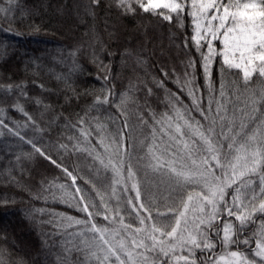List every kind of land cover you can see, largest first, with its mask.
Returning a JSON list of instances; mask_svg holds the SVG:
<instances>
[{"label": "trees", "instance_id": "16d2710c", "mask_svg": "<svg viewBox=\"0 0 264 264\" xmlns=\"http://www.w3.org/2000/svg\"><path fill=\"white\" fill-rule=\"evenodd\" d=\"M0 5L7 6L5 0H0ZM133 6L137 7L136 13L125 14L116 7L114 0H100L98 5L91 0H15L14 11L9 15L11 23L0 19V28L11 29L12 33L0 32V119L7 125L0 126V251L11 264H60L64 259L68 264H85V238L91 236L87 232L80 235L84 226H69L66 218H87L85 213L76 210L74 203L63 202L71 200L75 189H66L65 194L59 186L71 185L72 180L61 168L35 152L27 140L31 139L57 163L78 175L77 183L99 204L96 189L111 184L112 172L110 167L105 169L100 164L96 152L103 154L105 163L109 155L116 159L117 145L110 141L125 120L131 125L124 131L131 133L126 144L128 150L134 152L133 163L137 162V157L142 158L137 164L139 175L144 177L147 173L144 187L155 194L159 175L148 167L150 157L143 143L147 142L145 133L150 129L139 124L141 113L150 118L149 109L163 112L167 107L171 111L168 98L170 92H175L193 115L202 119L187 90L181 91L180 87L186 79L188 49L183 45L185 36L192 35L191 19L185 17L182 23H169L143 12L135 3ZM74 49L78 51L72 57L69 52ZM191 53L198 65L195 83L201 89L196 95L202 97L203 106L207 108L208 97L214 96L215 100H223L227 111L226 126L234 125L239 130L243 121L249 135L258 129V135L264 133V101L260 98L264 77L253 74L246 83L239 69L222 72L217 59L213 62V91L210 92L199 68L201 58L194 48ZM101 62L110 70L107 82L102 79L105 72L98 67ZM160 81L166 87H159ZM221 82L225 86L223 98L220 97ZM105 84L117 94L110 99L120 107L97 102V97L109 95ZM8 85L13 89L9 90ZM17 85L27 96L20 94L15 88ZM149 87L153 90L150 96ZM121 93L125 94L123 104L120 103ZM17 100L38 127L15 109ZM37 100L41 103L37 104ZM215 107L214 101L213 111ZM81 118L86 122L84 125L80 124ZM98 125L103 126L102 133ZM81 127L91 133L87 141L80 134ZM216 127L219 131V122ZM100 135L107 136L105 146L99 142ZM21 136L25 140H21ZM85 148L95 151L90 155ZM89 179L96 187L86 182ZM249 179L258 191L259 177ZM160 190H164L162 185ZM231 191L228 189L229 193ZM52 192L56 193L55 199ZM107 192L111 195L110 188ZM37 195L40 198H35ZM259 203L258 199L257 207ZM58 213L65 216L56 215ZM262 216L264 214L256 213L257 222L249 223V235L259 230ZM229 219L239 226L235 217L224 215L220 226ZM96 220L107 225L102 216H97ZM128 220L130 218L126 217ZM131 222L138 226L136 221ZM254 245L255 237L250 246ZM235 247L232 246L233 250ZM91 259L95 264V258Z\"/></svg>", "mask_w": 264, "mask_h": 264}, {"label": "snow or ice", "instance_id": "6c2138e0", "mask_svg": "<svg viewBox=\"0 0 264 264\" xmlns=\"http://www.w3.org/2000/svg\"><path fill=\"white\" fill-rule=\"evenodd\" d=\"M14 3L15 0H5L7 6L0 5V19L9 21ZM91 3L98 5L100 0H91ZM114 3L125 14L136 13L135 3L143 12L161 17L169 23H182L185 17L191 19L192 35L185 36L183 45L188 49L186 79L180 87L181 91L187 90L192 105L202 119L196 118L175 92H170L168 98L171 111L167 107L163 112L149 109L150 118L141 113L139 124L150 129L145 133L147 142L143 143L150 157L148 167L159 175L155 194L144 187L147 173L144 177L139 175L137 164L142 158L137 157V162L133 163L134 152L129 151L126 144L131 133L124 131L131 125L125 120L110 141L117 145L116 159L109 155L105 163L103 154L96 152L100 164L105 169L110 167L112 172L111 184L96 189L99 204L91 193L77 183L80 179L78 175L57 163L31 139L26 141L35 152L61 168L72 180L71 185L59 187L65 194L66 189H75L71 193V200L63 202L74 203L76 210L87 216L86 219L66 217L69 226H84L80 235L91 233L85 238V264H92V257L95 264H264V216L260 218L257 232L249 235L251 230L248 227L249 223L257 222L256 213L264 214V133L258 135V129L249 135L243 121L239 130L234 125L226 126L227 111L223 100H215L214 96L208 97L207 108L203 106L202 97L196 95L201 89L195 83L198 65L191 53L194 48L201 58L199 68L210 92L213 91V62L217 59L222 72L225 69H239L246 83L253 74L264 77V0H247L243 3L237 0H147V3L143 0H114ZM0 32L12 34L11 29L0 28ZM77 51L74 49L69 55L75 57ZM93 58L95 60V55ZM98 67L105 72L102 79L109 81L108 66L101 62ZM104 87L107 88V84ZM159 87L166 85L160 81ZM15 88L21 95L27 96L23 88L18 85ZM8 89H13V86L8 85ZM107 91L109 95L97 97V102L120 107L110 99L117 95L113 89L107 88ZM152 94L153 90L149 87L148 95ZM224 96L225 86L221 82L220 97ZM119 97L121 104L126 102L125 94L121 93ZM260 98L264 101V88L260 91ZM214 101L216 107L213 111ZM36 102L41 103L40 100ZM14 107L38 127L19 100ZM218 122L219 131L216 127ZM85 123L81 118L80 124ZM0 126H7L3 119H0ZM98 128L102 133L103 126L98 125ZM9 131L13 130L9 128ZM79 131L87 141L91 133L84 127ZM20 139L25 140V137L21 136ZM106 140L107 136H99L101 146H105ZM61 147L67 148V145ZM131 147L135 148L134 145ZM85 150L90 155L95 151ZM105 151H108L107 147ZM253 176L259 177L258 191L253 180L249 179ZM86 182L96 187L91 179ZM161 185L163 191L160 190ZM107 188L111 189V195H108ZM228 189L232 190L231 193ZM51 194L55 199L56 193ZM35 198L40 197L37 195ZM258 199L260 203L257 207ZM56 215L65 216L63 213ZM222 215L235 217L239 226L229 219L224 220L221 227ZM97 216H102L107 225L98 223ZM126 217L130 220L126 221ZM131 221H136L138 226ZM254 237L255 245L251 247ZM240 245L248 247L241 249ZM232 246H236L234 250ZM0 264H11L3 251H0ZM60 264H68L67 259Z\"/></svg>", "mask_w": 264, "mask_h": 264}, {"label": "rangeland", "instance_id": "374dc122", "mask_svg": "<svg viewBox=\"0 0 264 264\" xmlns=\"http://www.w3.org/2000/svg\"><path fill=\"white\" fill-rule=\"evenodd\" d=\"M239 3L247 2V0H237ZM219 43V41H217ZM113 260L115 259L114 257L112 258Z\"/></svg>", "mask_w": 264, "mask_h": 264}, {"label": "bare ground", "instance_id": "6f19581e", "mask_svg": "<svg viewBox=\"0 0 264 264\" xmlns=\"http://www.w3.org/2000/svg\"><path fill=\"white\" fill-rule=\"evenodd\" d=\"M171 40V39H170ZM18 208V207H17ZM29 242H31V241H29Z\"/></svg>", "mask_w": 264, "mask_h": 264}]
</instances>
